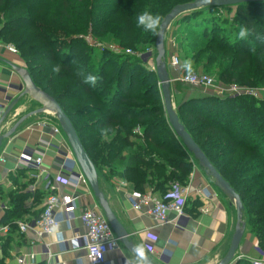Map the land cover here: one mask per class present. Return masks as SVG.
Segmentation results:
<instances>
[{
  "label": "trees",
  "instance_id": "obj_1",
  "mask_svg": "<svg viewBox=\"0 0 264 264\" xmlns=\"http://www.w3.org/2000/svg\"><path fill=\"white\" fill-rule=\"evenodd\" d=\"M33 1L0 0V9L8 16L6 26L13 31L24 25L32 32L22 48L38 45V50L18 54L35 85L72 121L99 176L123 180L135 192L160 197L175 186L186 187L194 157L169 124L156 71L141 57L156 45L159 30L145 32L137 18L149 11L162 23L176 6L197 0H59V16L42 21L33 17ZM221 17L228 31L221 27ZM178 20L186 27L182 33L174 32L173 41L184 62H191V71L213 75L225 87L236 84L264 93V3L203 8ZM242 27L249 32L244 39L239 37ZM90 30L99 44L119 45L130 54L93 49L85 40ZM32 58L59 65L61 72L44 84L39 80L43 70L37 75L29 66ZM87 75L99 78L95 86L83 83ZM263 96L202 95L184 102L177 115L213 168L240 196L247 229L264 252ZM89 119L80 127V120ZM137 129L140 135L135 134ZM30 175L18 169L9 177L15 190L5 192L0 186V197L8 203L0 224L10 227L0 238V264L12 260L15 248L27 242L18 224L35 222L44 211L47 195L42 188L28 191L35 185Z\"/></svg>",
  "mask_w": 264,
  "mask_h": 264
},
{
  "label": "crops",
  "instance_id": "obj_2",
  "mask_svg": "<svg viewBox=\"0 0 264 264\" xmlns=\"http://www.w3.org/2000/svg\"><path fill=\"white\" fill-rule=\"evenodd\" d=\"M174 32L167 31L165 48L167 70L172 80L171 98L177 113L184 102L198 99L205 94L199 89L174 82L178 76L185 73L182 66L175 68L171 64L172 57L178 56L177 46L173 42ZM154 62L149 60L148 68L154 70L156 68ZM13 66L27 71L19 54L0 48V105L5 106L4 110L0 109V135H5L21 122L16 133L2 145L3 148L8 149L9 157L5 165H0L2 167L0 186L2 189H7V185L11 183L10 175L17 170L18 156L28 148L36 154L45 155L44 174L38 182H35V188L40 189L47 180H54L61 174L62 164L67 156H71L72 150L63 132L59 135L54 134L55 128L61 129L57 117L49 112L38 113L42 105L32 97L21 98L25 91L24 75ZM180 87L185 90L182 91ZM15 102L18 104L14 111L5 116L7 109ZM192 164L193 169L188 184L183 188L187 205L185 216L180 221V228L176 226L177 219L174 213L169 215V224L159 225L145 212L134 211L129 195L135 190L123 180L108 181L99 176L100 190L113 214L130 235L133 248L138 244H144L148 261L152 264H220L229 252L238 223L234 200L216 187L214 179L206 174L195 158ZM61 192L77 196L79 207L98 206L101 209L91 189L74 191L63 185ZM1 214L0 212V217ZM72 228L73 232L63 225V234L66 238L72 237L76 231H82L81 221L79 219L73 221ZM151 236L156 240L151 239ZM45 241L54 244L51 249L60 263L90 264L84 251L74 252L68 245L58 246L55 244V237ZM147 245H152L154 251H150ZM27 248L28 251L39 255V264H46L38 243L35 242L33 246ZM260 250L256 238L246 228L236 253L238 262L264 259ZM134 258L133 251H129L120 242L118 250H112L107 254L105 264H127V261ZM9 264L15 263L10 260Z\"/></svg>",
  "mask_w": 264,
  "mask_h": 264
},
{
  "label": "built area",
  "instance_id": "obj_3",
  "mask_svg": "<svg viewBox=\"0 0 264 264\" xmlns=\"http://www.w3.org/2000/svg\"><path fill=\"white\" fill-rule=\"evenodd\" d=\"M97 47L104 48L101 44L97 45ZM0 48H6L10 52L18 54V51L12 47L0 45ZM110 50L120 52L113 46H111ZM127 53L130 54V51ZM171 62L173 67H180V59L178 56H173ZM174 82L199 89L205 95L220 98L238 97L242 95L259 96L253 90L243 89L236 85L229 87L221 86L217 78L206 74L184 73L178 76ZM0 109L4 110L5 106L0 105ZM61 133L60 128L54 129V134L59 135ZM135 134L140 135L141 130L137 129ZM70 155L66 157L62 164L61 174L54 180H47L42 187V191L47 196L44 200V211L40 219L32 223L20 222L18 224L20 233L26 236L27 242L26 244L18 246L13 251L12 260L15 264H39V255L28 251L27 248L33 246L35 242L41 246V254L45 257L46 264H62L57 260V255L52 252L51 247L54 244L45 241L52 237L56 238L55 244L58 246L63 247V245H68L74 252L84 251L90 264H105L107 254L112 250H118L120 247V240L113 232L111 225L98 206L79 207V199L77 196L61 192L63 185L74 191H79L84 188L91 189L85 175L81 172L75 160L73 152ZM44 156L43 154H36L35 151L26 148L17 158V170L24 169L29 171L31 173L30 179L38 182L39 178L44 174ZM8 157V149L1 146L0 165H5L8 162ZM7 189L13 191L15 187L9 182ZM129 201L134 211L145 212L159 225L169 224V215L174 213L178 228H180V221L185 216V207L187 205L185 191L179 186L173 187L163 197L151 192L142 194L134 191L129 195ZM4 207V205L0 206L1 213ZM77 219L82 223V231H76L72 237L66 238L63 234V225L73 232L72 224ZM9 232V226L0 224V238L8 235ZM151 239L156 240L153 236H151ZM147 248L152 252L154 251L152 245H147ZM262 253L264 256V252L261 251ZM9 262L10 260L6 264H9ZM248 262L250 264H264V259L250 260Z\"/></svg>",
  "mask_w": 264,
  "mask_h": 264
},
{
  "label": "water",
  "instance_id": "obj_4",
  "mask_svg": "<svg viewBox=\"0 0 264 264\" xmlns=\"http://www.w3.org/2000/svg\"><path fill=\"white\" fill-rule=\"evenodd\" d=\"M264 3V0H210V3H204L203 0H197L190 4L178 5L164 18L159 29V33L156 40V73L161 85V91L163 96L164 108L169 121L170 126L176 133V135L182 140L184 146L193 155L195 160L199 163L200 167L206 172V174L214 179L216 187L223 193L229 195L235 203L237 211V228L233 236L229 252L220 264H236L238 263L237 251L240 247L241 241L245 234L247 225L243 221L244 207L240 196L236 191L217 173L213 168L209 160L196 145L191 136L186 132L184 126L181 124L179 117L174 109L172 98H171V78L167 70L166 64V48H165V35L169 30L171 24L180 16L188 14L193 11H197L203 8H221V7H236L242 4H255ZM14 67V66H13ZM17 71L22 72L24 75L25 91L21 95L22 97L30 96L35 101L42 105V112L53 113L59 122L62 132L67 137L69 146L73 152L76 162L79 165L81 172L85 175L90 188L99 202V205L111 225L113 232L120 240V242L129 250L133 251L132 241L130 240V235L125 231L123 226L119 223L115 215L113 214L104 194L100 190L99 186V174L96 170L95 165L86 153L83 144L76 132V129L69 119V117L63 112L60 105L52 97L44 93L39 89L30 74L20 68L14 67ZM17 102L10 105L7 109L5 116L10 114L17 106ZM37 114V113H36ZM20 123H17L13 129H11L5 135H0V148L3 142L13 136ZM148 264H152L148 261Z\"/></svg>",
  "mask_w": 264,
  "mask_h": 264
},
{
  "label": "rangeland",
  "instance_id": "obj_5",
  "mask_svg": "<svg viewBox=\"0 0 264 264\" xmlns=\"http://www.w3.org/2000/svg\"><path fill=\"white\" fill-rule=\"evenodd\" d=\"M32 8L34 9V13H33V17L37 20V21H42L43 19H51V18H55L59 16V13L61 11V7L59 5V0H48L45 4H38V0H34L31 4ZM36 13V14H35ZM235 14V11L232 13V15ZM231 15V16H232ZM184 16V15H183ZM227 15H225L224 17H226ZM182 17V16H180ZM177 18L172 24H171V28H169L170 33L174 32V31H179L180 33H182L184 31V28L186 27V25H182L178 20L180 19ZM8 16L5 14V11L3 9H0V45L1 46H8V47H12L15 50H19L20 53L22 54H27L30 53L32 54V52L37 51L38 50V45H34L31 47H26V48H22V44L23 42L27 41L28 37L31 35V31L28 29H25L24 25L21 26V28L18 30H13L11 31L12 26H10L9 28H7L6 24H7V20ZM52 20V19H51ZM220 24L221 27H224V29H226L225 31H228L227 29H229L228 25L225 24L224 22V18H220ZM182 28V29H181ZM176 29V30H175ZM90 34H88L85 37L86 42L93 48V49H102V48H98L97 45L99 44V38L94 37L92 35V31H89ZM59 37V36H58ZM175 42V41H173ZM61 46H63V44H61ZM102 47L104 48H110L111 46H113L117 51L120 52H128L127 50L121 49L119 45H110L108 43L103 42V44H101ZM179 59H180V67L183 66L184 64V57L182 54H178V51L176 52ZM142 59L147 63L149 60L156 61V57H157V52H156V47L155 45L150 48L149 50H147L146 53L142 54ZM155 63V62H154ZM29 66H31L32 68L35 69L36 74L38 75V71L39 70H43V78H40L39 80L41 82H44V84H48V79L54 75H57V72L53 71L54 66L51 65H46L43 62H37L36 60H31ZM156 68H154L155 70ZM156 71V70H155ZM61 72V69H60ZM59 72V73H60ZM188 73H193V74H206L203 71H190ZM209 75V74H206ZM213 76V75H211ZM214 77V76H213ZM219 82V81H218ZM219 85L222 86V84L219 82ZM236 85V84H233ZM185 87V86H183ZM180 87V89L182 91L185 90V88ZM241 88L243 89H249L247 86H241ZM252 90V89H249ZM160 91H161V86H160ZM256 91H261L258 93V95L263 96L264 93L262 92V90H256ZM161 97L163 100V96H162V91H161ZM264 97V96H263ZM86 101V100H83ZM166 113V112H165ZM167 116V115H166ZM98 116H95L93 119H95ZM92 121V119L89 120H85V121H79V125L80 127H83L84 125H87L88 123H90ZM64 134V133H63ZM64 137L67 139V137L64 134ZM0 169H2V167H0ZM256 187V186H255ZM37 189L35 188V185L32 186L31 188L28 189L29 192H31L32 194L36 191ZM3 191L8 192V189H3ZM0 199L2 200L0 203V206L2 205H8L7 202H5V198L4 197H0ZM4 201V202H3ZM2 204V205H1ZM248 220V216L246 215L245 217H243V221L246 223Z\"/></svg>",
  "mask_w": 264,
  "mask_h": 264
},
{
  "label": "clouds",
  "instance_id": "obj_6",
  "mask_svg": "<svg viewBox=\"0 0 264 264\" xmlns=\"http://www.w3.org/2000/svg\"><path fill=\"white\" fill-rule=\"evenodd\" d=\"M204 3H210V0H203ZM137 25L142 27L145 32H151L153 34L157 33L161 27V17L159 15H154L149 11H144L137 18ZM249 35L247 28H241L239 32V37L241 39L246 38ZM189 72L192 70L191 62L186 60L183 65ZM54 72L59 73L60 67L57 65L53 68ZM78 75H83L78 73ZM98 77L96 75H87L83 78V83L91 86H95ZM134 259L127 261V264H148V256L144 244H138L133 248Z\"/></svg>",
  "mask_w": 264,
  "mask_h": 264
}]
</instances>
